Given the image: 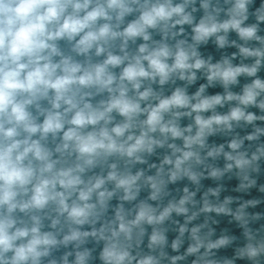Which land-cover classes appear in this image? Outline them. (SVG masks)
Masks as SVG:
<instances>
[{"label":"clouds","instance_id":"clouds-1","mask_svg":"<svg viewBox=\"0 0 264 264\" xmlns=\"http://www.w3.org/2000/svg\"><path fill=\"white\" fill-rule=\"evenodd\" d=\"M0 264H264V0H0Z\"/></svg>","mask_w":264,"mask_h":264}]
</instances>
